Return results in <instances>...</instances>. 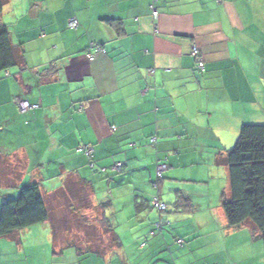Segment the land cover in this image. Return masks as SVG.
Returning <instances> with one entry per match:
<instances>
[{
    "label": "crops",
    "instance_id": "crops-1",
    "mask_svg": "<svg viewBox=\"0 0 264 264\" xmlns=\"http://www.w3.org/2000/svg\"><path fill=\"white\" fill-rule=\"evenodd\" d=\"M1 21L23 62L0 72V206L80 179L121 244L80 255L46 220L0 237V264H264L211 170L264 122V0H6Z\"/></svg>",
    "mask_w": 264,
    "mask_h": 264
},
{
    "label": "trees",
    "instance_id": "trees-1",
    "mask_svg": "<svg viewBox=\"0 0 264 264\" xmlns=\"http://www.w3.org/2000/svg\"><path fill=\"white\" fill-rule=\"evenodd\" d=\"M5 2L6 0H0V72L23 62L21 50L12 45L9 29L1 21ZM217 157L228 169V192L223 191L221 194V206L228 226L236 227L249 223L261 237L264 250V123L242 124L232 148L217 153ZM69 180L67 179L54 195L78 199L76 200L78 205L71 209V215L77 225V232L74 233L85 236V240L80 238L76 242L71 240L65 242V234L69 235L71 228L60 227L54 217L55 209L51 205L52 202H49L47 195L37 183L23 185L16 197L8 198L1 203L0 237L11 236L16 231L47 220L51 222L57 247L74 248L80 255L89 253L102 255L114 246L120 247V240L109 220L102 214L99 215V211L107 206L106 203L93 207L84 183L80 179ZM182 199L183 208L192 210L193 205L188 197L182 195ZM94 208L97 214H90L89 217L86 212ZM87 220L91 225L86 224ZM98 234L106 237L100 238V235L96 236ZM61 238L64 242H61Z\"/></svg>",
    "mask_w": 264,
    "mask_h": 264
},
{
    "label": "rangeland",
    "instance_id": "rangeland-1",
    "mask_svg": "<svg viewBox=\"0 0 264 264\" xmlns=\"http://www.w3.org/2000/svg\"><path fill=\"white\" fill-rule=\"evenodd\" d=\"M250 123H252V122H250ZM250 123H248V124H250ZM257 123H264V122L260 121ZM237 136H238V134H237ZM237 136H236V138H237ZM234 143L235 142L229 144L227 149L232 148ZM210 152H212L211 155H213V157H214V154H215L214 152H216V150H213ZM211 170H212V176H214V184L215 185L220 184V190H222V188H223L225 192H228V177H227L228 176V169H227L226 164L221 161L220 164L215 165L213 168H211ZM69 181H73V180L70 179ZM47 197H48L49 202L50 203L52 202L51 205L55 209V211H54L55 216L54 217H55V220L57 221V223L60 225V227L61 228L66 227V229L71 228L70 229L71 233L69 235L65 234V237H64L65 242L68 240L76 242L80 238H81L80 240H85L86 239L85 236H78L77 234H75L77 232V225H76V221L74 220V217L71 215V211H72L71 209L73 208V206L78 205V202L76 201L78 199L75 197L72 199L70 196H68L67 198L62 197V196H55L54 193L47 195ZM86 213L90 217L91 210H88V212H86ZM64 215H65V217H64ZM66 215H67V217H66ZM85 217H87V215ZM97 223H98V221L95 222L96 225H97ZM86 224L87 225L89 224L88 220H87ZM95 224H92V225H95ZM89 225H91V224H89ZM69 226H71V227H69ZM99 233H101V231H99ZM99 235H100V238L106 237L105 235H102V234H98L96 236H99ZM61 242H64L63 238H61ZM96 242H98V240ZM60 245H61V243H60ZM69 248H71V247H69ZM263 252H264V250H263Z\"/></svg>",
    "mask_w": 264,
    "mask_h": 264
},
{
    "label": "built area",
    "instance_id": "built-area-1",
    "mask_svg": "<svg viewBox=\"0 0 264 264\" xmlns=\"http://www.w3.org/2000/svg\"><path fill=\"white\" fill-rule=\"evenodd\" d=\"M153 14L156 15V10L153 9ZM68 25L71 27V28H76L77 25H78V21L75 17H72L71 19H69V23ZM193 55L195 57H197V68L200 69V70H203L204 69V63L202 62V60L198 57V50L196 48L193 49L192 51ZM88 58L89 59H93V55L92 54H88ZM20 103H21V106L22 108L24 109H28V108H32V107H35L36 105L35 104H30L28 101L26 100H20ZM79 151H83L85 154L87 155H91L92 153V149L90 146L88 145H85V146H81L78 148ZM91 165H92V162H91ZM116 169H119L121 167V163H117L115 166H114ZM167 169V166L166 164L164 163H158L157 164V168H156V176H157V179H161L162 178V175H163V172ZM157 183L154 182V186L156 187ZM155 207H157L159 210H163L165 208V204L158 201L156 198H155ZM181 242V241H179Z\"/></svg>",
    "mask_w": 264,
    "mask_h": 264
}]
</instances>
